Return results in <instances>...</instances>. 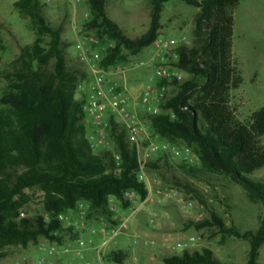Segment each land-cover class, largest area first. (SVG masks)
Masks as SVG:
<instances>
[{
  "label": "trees",
  "instance_id": "trees-1",
  "mask_svg": "<svg viewBox=\"0 0 264 264\" xmlns=\"http://www.w3.org/2000/svg\"><path fill=\"white\" fill-rule=\"evenodd\" d=\"M169 1L150 0V26L132 38L108 15L106 0H88L90 14L84 27L100 40L96 45L102 54L100 65L128 62L150 46L161 35V16ZM183 1L198 8L192 42L176 48V65L188 77L170 83L171 95L159 103V113L145 114L150 130L157 140L188 146L196 154L194 163L184 159L177 164L188 175L228 177L264 205V182L250 178L264 166V105L240 118V104L234 101V91L244 81L234 50L235 13L241 0ZM14 4L31 18L35 39L22 45L12 60L0 97V260L8 255V247L37 244L41 237L59 246L65 244L67 235L76 239L79 231L58 216L78 214L81 203L86 219H110L113 199L119 207L129 206L124 199L126 190L136 191L140 199L148 195L146 183L139 179L136 147L114 118L108 132L115 149L99 153L91 148L83 100L77 97L86 70L70 64L61 26L47 19L41 0ZM173 166L170 154L159 153L148 161L147 170L163 175L165 168ZM33 188L43 192V207L29 215L23 210L31 200L27 189ZM195 224L197 228L218 227L223 235L249 240L248 264H262L258 259L264 244V214L256 230L229 226L214 210ZM129 255V250L117 248L106 258L126 264ZM163 261L226 264L210 247L186 248L181 254L164 256Z\"/></svg>",
  "mask_w": 264,
  "mask_h": 264
},
{
  "label": "rangeland",
  "instance_id": "rangeland-1",
  "mask_svg": "<svg viewBox=\"0 0 264 264\" xmlns=\"http://www.w3.org/2000/svg\"><path fill=\"white\" fill-rule=\"evenodd\" d=\"M15 1L17 0H0V97L8 84L6 75L11 71L12 60L19 55L22 45L30 44L35 39L31 18L15 7ZM41 1L44 3L43 10L47 19L54 26L62 28V39L69 45L67 52L70 64L86 70L79 59L82 50L80 40L87 32L84 24L90 14L88 0ZM106 10L132 38L141 36L150 26L152 11L150 0H106ZM197 12V7L183 0L169 1L161 16V35L180 37L185 34L192 42L194 16ZM152 50V47L148 46L131 58L137 60L147 56ZM234 50L244 78L241 86L234 91V101L240 104L239 117L245 118L264 105V0H241L235 13ZM136 73L141 74L138 81L133 79V74ZM151 73L152 70L146 68L128 70L118 80L129 91H136L149 81ZM182 74L181 80L188 77V73ZM140 112L148 130L151 131L150 121L145 117L142 106ZM106 148L115 149L111 136L98 152ZM171 158L173 168H165L163 175L149 171L148 177L155 192L171 191L173 196L138 210L130 220L129 231L113 237L110 246L129 250L130 255L126 264H165L163 258L166 255L181 254L186 248L193 251L204 247L212 248L223 263L248 264L249 240L223 235L218 227L197 228L195 222L209 218L211 211L214 210L229 226L234 225L241 231L256 230L264 214L262 201L252 200L241 185L228 177L215 175L212 179H205L188 175L177 167L185 157ZM250 178L264 182V166L250 174ZM27 192L31 195V200L23 211L25 214L34 215L42 210L43 192L38 188L27 189ZM190 202L192 205L188 204ZM118 212L123 215L129 214V210L122 207H119ZM150 217H155L157 222L150 224ZM93 224H99V221H94ZM157 231H163L164 235L154 234ZM99 235L88 229L79 232V237L85 241L84 247L92 242V237L98 239ZM191 235H195L198 240L191 242L189 240ZM72 239L73 236L67 235L65 243L66 240ZM146 240H154L155 244H150ZM96 241L100 243L99 240ZM179 241L187 242L188 246L167 247V245L173 247ZM41 244L62 250L65 248L41 237L37 244L8 247V255L0 260V264H99L89 261L84 251L81 255L77 254L76 249L79 247L77 238L67 245L68 251L59 255L48 254L40 248ZM106 250L108 249L103 247V254ZM146 250L150 252L149 258L144 254ZM151 256L155 258L152 259ZM40 258H44L45 261L40 263ZM258 261L264 264V244L260 248ZM102 264L116 262L105 258Z\"/></svg>",
  "mask_w": 264,
  "mask_h": 264
},
{
  "label": "built area",
  "instance_id": "built-area-1",
  "mask_svg": "<svg viewBox=\"0 0 264 264\" xmlns=\"http://www.w3.org/2000/svg\"><path fill=\"white\" fill-rule=\"evenodd\" d=\"M88 16V14L86 15ZM100 42L93 31H87L80 40L81 53L80 61L86 68V76L80 81L77 89V97L83 100L85 114L84 123L88 128V139L91 148L98 151L108 142V124L114 118L127 131L128 139L133 143L137 150L139 163V179L144 181L148 187V195L145 199H140L138 193L128 189L124 193V199L129 202L126 208L128 215H120L119 206L114 199L110 209L114 212L110 219L101 218L99 224L89 225L90 232L100 234L107 238H113L120 233H126L130 229V220L141 208L163 202L168 197H172L171 191L153 190V186L148 177L147 163L155 158L159 153H168L171 157L184 156L186 160L194 163L196 154L188 146H178L169 141L157 140L151 131L148 130L144 122L140 107H143L145 114H156L161 111L159 103L168 99L171 95V82L175 79L181 80L183 72L176 65L178 55L176 48L183 44L191 43L187 35L180 37H164L160 35L150 46L152 52L147 56L137 60L130 59L125 63H117L109 67L100 65L102 54L96 46ZM146 68L151 69L149 81L139 90L129 91L118 79L128 70ZM192 205V203H188ZM59 219L66 226H73L78 230L84 220H86L85 204L79 205L78 214L72 212L59 214ZM155 217H150L149 223L155 224ZM189 240L196 242L198 238L191 235ZM79 247L76 249L78 255L83 253L85 241L77 239ZM150 244H155L154 240H146ZM62 250L55 246L41 244L40 248L48 254H61L69 250L67 244L63 245ZM185 248L187 242H177L176 245L167 247ZM98 259L103 261L102 247L97 248ZM44 258L39 262L43 263Z\"/></svg>",
  "mask_w": 264,
  "mask_h": 264
},
{
  "label": "crops",
  "instance_id": "crops-1",
  "mask_svg": "<svg viewBox=\"0 0 264 264\" xmlns=\"http://www.w3.org/2000/svg\"><path fill=\"white\" fill-rule=\"evenodd\" d=\"M141 78V74H133V79L135 81H138L140 80ZM118 206H119V202L117 203ZM120 215H123L119 212ZM94 221H100V219H86L83 221V223L81 224V226L79 227L78 231L79 232H82L86 229L89 230V225L93 224ZM164 232L163 231H157V232H154V234L156 235H164L163 234ZM79 237V234L77 235V239ZM80 238V237H79ZM111 239L112 238H107L105 239V237L103 235H99L98 239L97 238H94L92 237L91 240L92 242L89 244L86 245V247H84L83 251H84V255L85 257L89 260V261H92V262H96V263H99V264H102L104 262V259L106 258V254L108 252H110L111 250L113 249H117L118 247L117 246H110V242H111ZM96 240H99V242H97ZM75 241V239H72V240H66V243L67 245L73 243ZM98 247H102V255H103V261L100 262L99 259H98V254H97V248ZM103 247L107 248L108 250L105 251V253L103 254ZM156 252V251H155ZM145 256L148 257L150 252L148 250L145 251ZM149 258V257H148ZM150 258H155L154 256H151Z\"/></svg>",
  "mask_w": 264,
  "mask_h": 264
}]
</instances>
